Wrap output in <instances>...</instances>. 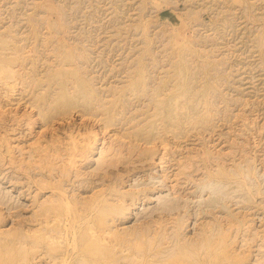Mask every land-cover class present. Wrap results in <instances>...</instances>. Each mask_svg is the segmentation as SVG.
<instances>
[{"label": "rangeland", "instance_id": "374dc122", "mask_svg": "<svg viewBox=\"0 0 264 264\" xmlns=\"http://www.w3.org/2000/svg\"><path fill=\"white\" fill-rule=\"evenodd\" d=\"M98 261L264 264V0H0V264Z\"/></svg>", "mask_w": 264, "mask_h": 264}, {"label": "bare ground", "instance_id": "6f19581e", "mask_svg": "<svg viewBox=\"0 0 264 264\" xmlns=\"http://www.w3.org/2000/svg\"><path fill=\"white\" fill-rule=\"evenodd\" d=\"M186 71V70H185ZM13 77V76H12ZM186 77V76H185ZM186 79V78H185ZM3 81V80H2ZM185 81V80H184ZM6 84V83H5ZM84 84V83H83ZM8 85V84H7ZM86 84H84V85H81L83 88H84V86H85ZM80 86V87H81ZM85 89V88H84ZM84 92V94H85V91H83ZM82 92V93H83ZM92 94V93H91ZM61 96V95H60ZM73 96V95H72ZM76 96H77V94H76ZM93 95H91V97H92ZM78 97V96H77ZM90 97V96H89ZM74 98H76V97H74ZM77 99V98H76ZM86 98H85V95H84V100H85ZM89 100H90V98H89ZM68 102H70V100L68 101ZM77 102V101H76ZM89 103H91L90 101H89ZM61 104H62V102H61ZM60 104V105H61ZM67 104V103H66ZM65 106V105H64ZM63 106V107H64ZM61 108V107H60ZM169 112V111H168ZM170 120V119H169ZM144 138V137H143ZM142 138V139H143ZM164 145V144H163ZM242 167V166H241ZM201 169V168H200ZM194 180V179H193ZM238 180V179H237ZM229 181V180H228ZM244 181V180H243ZM238 182V181H237ZM196 183V182H195ZM209 183H210V181H209ZM221 183V182H220ZM207 190V189H206ZM211 192V191H210ZM61 194V193H60ZM204 199V198H203ZM63 201V200H62ZM168 203V202H167ZM3 233H4V231H3ZM162 233V232H161ZM166 238V237H165ZM205 244L207 243V242H204ZM196 244V243H195ZM198 244V243H197ZM205 248V247H204ZM223 248V247H222ZM191 250H194V249H191ZM196 250V249H195ZM186 252L187 251H185V253H182V252H180V250H179V253H178V255L180 256V258H181V256H183V255H185L186 256ZM181 254H183V255H181ZM218 254V253H217ZM188 255L190 256V255H192L191 253H188ZM188 255H187V257H188ZM3 256V255H2ZM5 256H7V255H5ZM193 256V255H192ZM199 257V256H198ZM185 257H183L182 259H184ZM190 257H188L187 259H189ZM200 258V257H199ZM198 258V259H199ZM82 259V258H81ZM4 260V259H3ZM191 261H192V259H190ZM199 260H201V259H199ZM211 259H209V261H210ZM214 260V259H213ZM68 261V260H67ZM185 261H186V259H185ZM215 261V260H214ZM214 261H212V262H214ZM99 262L100 261H98V263L97 264H99ZM178 262V261H177ZM63 263V262H62ZM216 263V262H215ZM219 263V262H218ZM66 264H68V263H66ZM192 264H194V263H192ZM209 264V263H208Z\"/></svg>", "mask_w": 264, "mask_h": 264}]
</instances>
